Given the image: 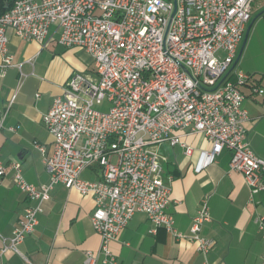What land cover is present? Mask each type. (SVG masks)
Here are the masks:
<instances>
[{
    "label": "built area",
    "instance_id": "2783aa9c",
    "mask_svg": "<svg viewBox=\"0 0 264 264\" xmlns=\"http://www.w3.org/2000/svg\"><path fill=\"white\" fill-rule=\"evenodd\" d=\"M253 0H13L0 13V76L13 66L6 29L42 46L56 40L63 47L84 49L94 75L74 72L43 116L52 136L44 158L47 183H27L20 163H11L17 186L35 200L27 206L3 250L34 231L41 201L56 184L94 200L91 223L99 235L96 251L82 264H118L109 244L136 212H143L151 231L164 227L206 253L214 240L201 234L210 221L205 199L192 218L190 234L174 230L167 212L170 189L162 179L159 146L179 145L186 156L193 148L188 134L210 142L201 152V170L224 149L229 170L240 174L254 195L264 188V159L246 139L248 119L241 86L251 76L233 67ZM253 92L264 94L262 88ZM15 99L13 94L7 104ZM103 102L105 111L95 108ZM42 150V147H39ZM97 167L98 180L81 173ZM6 174L0 162V180ZM256 222L264 237V217ZM264 264V263H263Z\"/></svg>",
    "mask_w": 264,
    "mask_h": 264
},
{
    "label": "crops",
    "instance_id": "0c3cea01",
    "mask_svg": "<svg viewBox=\"0 0 264 264\" xmlns=\"http://www.w3.org/2000/svg\"><path fill=\"white\" fill-rule=\"evenodd\" d=\"M11 2L0 0V5L7 8ZM251 18L245 43L244 32L238 48V53L242 51L235 71L251 76L240 88L248 115L246 139L253 153L264 159V94L253 92V88L264 90V0H254ZM6 35L14 65L0 76V162L6 168L0 180V264H82L85 252L96 251L100 244L91 223L94 200L62 184H56L41 201L38 223L17 245L18 252L2 250L24 209L35 204L17 186L11 163H20L27 183L40 186L48 182L44 158L50 155L53 140L43 116L62 94L70 75H94V63L82 48L63 47L56 40L42 46L20 38L11 28ZM13 94L15 99L7 108ZM183 141L193 148L190 156L179 145L163 142L159 146L162 179L170 189L167 212L174 218V230L188 236L192 218L205 199L210 221L203 224L201 234L213 239V246L202 253L194 242L164 227L151 231L146 214L136 212L109 244L118 264H263L264 237L256 218L264 217V188L251 194L242 176L229 170L227 149L198 170L201 152L210 149V142L200 133L188 134ZM81 177L98 180L100 172L90 167Z\"/></svg>",
    "mask_w": 264,
    "mask_h": 264
},
{
    "label": "rangeland",
    "instance_id": "374dc122",
    "mask_svg": "<svg viewBox=\"0 0 264 264\" xmlns=\"http://www.w3.org/2000/svg\"><path fill=\"white\" fill-rule=\"evenodd\" d=\"M252 3L254 4V0H253ZM253 18H254V16H252L251 20H252ZM251 20H250V22H251ZM78 48H79V47H78ZM108 107H109V104H108L107 102H103L100 106H95L96 109L101 110V111H105V110H107Z\"/></svg>",
    "mask_w": 264,
    "mask_h": 264
},
{
    "label": "water",
    "instance_id": "95a60500",
    "mask_svg": "<svg viewBox=\"0 0 264 264\" xmlns=\"http://www.w3.org/2000/svg\"><path fill=\"white\" fill-rule=\"evenodd\" d=\"M249 29H250V26H248L247 29H246V31H245V37H244V40H243V45H244V43H245V40H246V37H247V34H248ZM242 47H243V46H242ZM241 51H242V48L240 49L239 53L237 54V58H236V60H235V63H234V65H233V67H235V65L237 64L238 59H239L240 54H241Z\"/></svg>",
    "mask_w": 264,
    "mask_h": 264
},
{
    "label": "trees",
    "instance_id": "16d2710c",
    "mask_svg": "<svg viewBox=\"0 0 264 264\" xmlns=\"http://www.w3.org/2000/svg\"><path fill=\"white\" fill-rule=\"evenodd\" d=\"M12 2H13V0H12ZM12 2H11V4H12ZM11 4H9L8 7H9ZM8 7H7V8H8ZM7 8H5V7H3V6L0 5V13L3 12V11H5Z\"/></svg>",
    "mask_w": 264,
    "mask_h": 264
}]
</instances>
